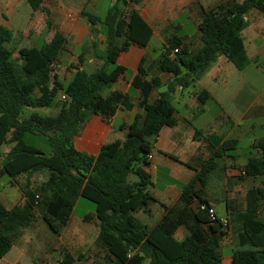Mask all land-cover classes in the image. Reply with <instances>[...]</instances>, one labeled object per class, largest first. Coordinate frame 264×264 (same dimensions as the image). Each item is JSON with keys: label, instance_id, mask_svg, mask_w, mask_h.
<instances>
[{"label": "trees", "instance_id": "16d2710c", "mask_svg": "<svg viewBox=\"0 0 264 264\" xmlns=\"http://www.w3.org/2000/svg\"><path fill=\"white\" fill-rule=\"evenodd\" d=\"M141 1L115 0L104 17L86 9L80 12L92 27L99 26L105 36L103 47L93 44L101 55L102 65L94 72L78 66L70 80L63 82L53 74L66 44L62 32L56 31L49 42L39 47L22 49L16 57V49L9 47L14 35L0 25V146H10L0 173L14 180L20 175L48 171L47 180L37 191H31L29 186L20 187L26 197L23 206L7 209L0 202V259L12 249L20 232L34 223L44 195V208L38 212L57 236L68 225L80 199L94 204L99 221L96 246L104 251L105 264H225L219 252L221 238L214 235L216 223L189 204L195 200L209 204L196 192V186L206 185L217 160L234 158L237 140L222 142L218 136L208 137L212 152L202 169L183 186L184 209L177 212L162 204L164 214L152 226L136 213L150 214L152 203L159 202L150 191L153 182L144 167L150 165L149 156L161 130L177 124V111L172 103L176 88L194 84L219 55L237 69H245L249 64L241 35L247 26L245 15L251 10L264 12V0L227 1L202 10L199 32L203 48L193 53L182 47L180 39L169 41L159 69L172 78L166 91L153 102L150 97L161 88L162 81L159 77L148 78L141 63L131 82L132 89L139 92L138 102L134 103L129 93L110 88L126 72L117 63L119 54L132 44L142 46L132 35V22L137 19L134 6ZM27 2L33 11L48 13L45 0ZM176 49L178 52L174 53ZM59 93L66 99L56 116H42L36 111L23 116L25 108L52 107ZM210 98L204 90L197 95L199 111ZM136 106L144 111V116H135L124 141L103 145L97 155L75 147L73 135L85 112L110 118L118 109L130 111ZM28 133L46 136L51 153L26 143L24 137ZM260 149L261 155L250 156L241 169L247 177L261 178L262 187L247 191L246 209L232 219L242 230L241 249L233 253L230 264H264V143ZM181 226L188 232L178 239L176 232ZM63 253L60 264H83V255L73 256L66 250Z\"/></svg>", "mask_w": 264, "mask_h": 264}, {"label": "crops", "instance_id": "0c3cea01", "mask_svg": "<svg viewBox=\"0 0 264 264\" xmlns=\"http://www.w3.org/2000/svg\"><path fill=\"white\" fill-rule=\"evenodd\" d=\"M23 1L0 0V25L6 28L10 24L23 25L22 31L25 32L23 40H28L33 33L37 35L31 47H36L43 35L48 39L42 42H49L56 31L62 32L66 36V42L70 41L74 48L68 52L69 62L65 63V57H61L55 65L53 74L57 75L59 81L70 80L78 66L87 72H94L102 65L101 55L93 44H101V47L103 43L104 46L105 36L99 26L92 27L80 15V12L86 9L100 16L99 7L102 0H45L44 8L48 13L32 10L33 12H28L29 19H22V23L21 20L16 23L6 11L13 13L12 16L15 18L20 17L18 10ZM227 1L242 2L243 0H142L135 5L137 19L132 22V35L142 46L132 44L125 52L119 54L117 63L125 67L126 72L113 84L110 91L129 93L132 101L137 103L139 92L132 89L131 82L138 73L141 63L148 78L159 77L162 86L167 89L172 75L162 73L159 62L169 41L178 38L182 41L183 48L193 53L199 52L203 48L199 32L202 10L213 9ZM114 3L115 0H111L109 7ZM245 20L247 26L241 35L249 58L247 67L239 70L225 56L219 55L194 84L188 88L177 87L172 95V103L177 111V124L161 130L151 153L150 165L144 167L152 178L153 186L150 191L159 202L151 206L150 214L141 212L144 213V218L140 220L152 226L164 214L162 204L177 212L186 206L182 197L183 186L193 179L209 159L212 152L208 142L209 136H218L222 138V142L228 139L238 141L234 158L225 157L217 160V166L210 173L207 183L209 185L212 177H217L215 173L222 172L221 191L224 187L226 191L234 188L236 193L242 194L243 186H246L243 194L239 198L230 195L217 198L215 190L209 192L200 184L196 186V192L198 194L200 192V196L206 199L214 210L219 201L224 198L227 200L226 214L219 215L217 212L216 214L219 218L229 220L228 228L223 229L214 225L216 227L214 235L221 238L219 252L225 264H230L233 253L241 249L239 246L241 225L232 219L236 213L246 209L247 191L253 187H262L261 178L247 177L241 169L250 156L261 155L260 146L264 143V12L251 10L245 15ZM37 27L41 29L38 32ZM26 31L29 36L26 35ZM96 32L97 36L94 34ZM14 39L15 37L12 42ZM88 43L91 45L90 50L84 53L83 46ZM25 48L30 47H21V51ZM78 49H82L80 53ZM162 86L152 93L151 102L155 101L161 92L166 91L162 90ZM203 90L207 91L211 98L203 106L202 111H199L201 106L197 95ZM136 115L144 116V111L137 106L130 111L118 109L110 118L85 112L83 122L73 135L75 147L86 154L97 155L103 145L117 140L124 141L128 127L133 123ZM9 149L0 151V169ZM243 149H251L246 159ZM50 153L51 151L48 154ZM2 175L6 174L0 173V176ZM159 176L171 180L160 191L155 189ZM47 178L46 172L35 173L32 176L20 175L14 180L10 178L11 185L18 191L16 199L12 201L10 194H2L0 202L7 209L23 206L26 197L20 187L39 188ZM257 181L260 182L259 185ZM237 198L238 203L235 202ZM198 204L199 202L195 200L189 204V207L197 210ZM155 209H161L157 219L154 217ZM91 213H94V218ZM91 213L82 219L87 223H95L99 229L95 212ZM38 216L43 220L40 212L36 211V217ZM151 219L155 223H150ZM33 225L20 232L13 242L12 249L0 259V264H34L29 260L25 239L26 231ZM206 227L209 228V225ZM187 232V229L181 226L176 232V237L183 239ZM223 247L231 249L227 259L222 253Z\"/></svg>", "mask_w": 264, "mask_h": 264}, {"label": "rangeland", "instance_id": "374dc122", "mask_svg": "<svg viewBox=\"0 0 264 264\" xmlns=\"http://www.w3.org/2000/svg\"><path fill=\"white\" fill-rule=\"evenodd\" d=\"M111 0H102L100 7H99V15L101 17H104L107 11V8L109 7V3ZM28 12H33L31 7L29 6L28 2L26 0L23 1L22 5L19 6L18 15L20 17L15 18L12 16L13 13H10L6 11V13L15 20V22L19 23L22 19H29L30 16H28ZM44 22H42L43 25ZM23 25H16V24H10L8 27L11 32L13 33L15 39L14 42L9 44L10 48L16 49L15 56L19 57L21 55V47H31L32 41H35L37 38V35L34 33L32 35H28V31H26V35L29 36L28 40H23V31H22ZM40 27L36 28V31H40ZM95 35L98 34L97 32L94 33ZM97 36V35H96ZM48 37L46 35H43L40 41H38L36 46H41L46 41ZM101 45V44H100ZM91 45L88 43L87 45L83 46L84 53L88 52L90 50ZM103 47V43L102 46ZM74 48L73 44L70 41H67L65 44L64 49L62 50L59 58L65 57L66 62H69L70 60L67 59L68 52L71 51V49ZM82 49H78V52L80 53ZM73 64L70 66L72 68ZM97 70V69H96ZM162 90L164 89V86H162ZM65 99L63 98L62 93H59L56 99L55 104L50 108H37V109H31V108H25L23 110V116L27 117L29 116L33 111L38 112V114L42 116H56L59 112V108L62 102H64ZM24 140L26 143L30 145H34L38 148H40L44 153L48 154L51 151V145L47 139L46 136L38 134V133H28L25 135ZM0 151L7 150L10 148L9 145H4L0 147ZM251 149H243L245 159L249 157V152ZM48 174V171H44ZM217 177H212L209 185L208 183L204 186V189L206 191H214L217 196V198L226 197L227 195H230V197H240V195L243 194V191L246 190V186H243V190L241 191L242 194L236 193L234 188H230L227 191L224 189L221 191V187L223 185L222 181V172L215 173ZM171 181L170 179H167L166 177L159 176V178L156 181L155 189L160 191L164 185ZM175 183V182H174ZM257 184L259 185L260 182L257 181ZM250 185V184H249ZM231 187V185H229ZM16 187H13L11 185V179L7 175L0 176V197H3V195L10 194L12 197V201L16 199L18 191L15 189ZM31 191H37V188H31ZM200 194V192H199ZM208 194V193H207ZM238 198L235 201L238 203ZM46 200V197L44 195L41 196L39 204L37 206V212L42 210L44 208V201ZM226 199L218 202V206H215V212H217L219 215L226 214ZM235 203V204H236ZM155 203H152L154 205ZM151 205V206H152ZM234 205V203H233ZM161 209H155L154 210V217L157 219L158 212ZM91 212H95L94 204L86 199H80L78 202V205L74 209V212L72 214V219L67 227L63 230L62 234L60 236L55 235L48 225L44 222V220H41L40 216L36 217L34 221V225L29 228L26 232V241L28 246V254H29V260L34 264H60L63 259V251L66 250L70 252L73 256L83 255L84 261L83 264H105L104 263V257L105 253L103 250H100L96 246V240L98 236L99 229L97 228V225L95 223H87L82 218L86 217V215L90 214ZM92 217L94 218V213H91ZM136 216L141 219L144 218V213H136ZM153 218V217H152ZM96 220V219H95ZM150 223H155L153 219H151ZM227 229V228H226ZM237 241V240H236ZM20 241H17V243ZM222 253L224 255V258L227 259L228 256L231 253L230 247H223Z\"/></svg>", "mask_w": 264, "mask_h": 264}, {"label": "built area", "instance_id": "2783aa9c", "mask_svg": "<svg viewBox=\"0 0 264 264\" xmlns=\"http://www.w3.org/2000/svg\"><path fill=\"white\" fill-rule=\"evenodd\" d=\"M178 50H174V53H177ZM64 99H66L65 96H63ZM149 159H151V155L149 156ZM198 209L204 213H206L210 220L212 222H215L216 224H218L219 226H221V228L226 229L229 226V220L227 218H219L214 210V208L207 204V203H200L198 206Z\"/></svg>", "mask_w": 264, "mask_h": 264}]
</instances>
